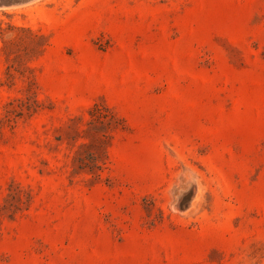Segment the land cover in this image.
<instances>
[{"label":"rangeland","instance_id":"rangeland-1","mask_svg":"<svg viewBox=\"0 0 264 264\" xmlns=\"http://www.w3.org/2000/svg\"><path fill=\"white\" fill-rule=\"evenodd\" d=\"M0 264H264V0L0 9Z\"/></svg>","mask_w":264,"mask_h":264},{"label":"bare ground","instance_id":"bare-ground-1","mask_svg":"<svg viewBox=\"0 0 264 264\" xmlns=\"http://www.w3.org/2000/svg\"><path fill=\"white\" fill-rule=\"evenodd\" d=\"M33 1H37V0H32V1H30V2H33ZM14 5H18V4H12V3H10L9 2V0H0V9H4V8H9V7H12V6H14ZM197 189V188H196ZM195 189V190H196ZM196 192H198L199 193V191L197 190ZM194 193V192H193ZM198 193H196L197 195H199ZM192 196V195H191ZM190 196V197H191ZM195 197V196H194ZM196 198V197H195ZM192 200V199H191ZM196 200H199L198 199V196H197V199ZM194 201H195V199L193 200V203H194ZM188 202V201H187ZM196 202V201H195ZM189 203H190V201H189ZM191 206V205H190ZM190 206H189V208H190ZM194 206V205H193ZM195 207V206H194ZM188 209V208H187ZM180 211V210H179ZM188 211V210H187Z\"/></svg>","mask_w":264,"mask_h":264},{"label":"water","instance_id":"water-1","mask_svg":"<svg viewBox=\"0 0 264 264\" xmlns=\"http://www.w3.org/2000/svg\"><path fill=\"white\" fill-rule=\"evenodd\" d=\"M32 0H9L10 3L12 4H23V3H28Z\"/></svg>","mask_w":264,"mask_h":264}]
</instances>
